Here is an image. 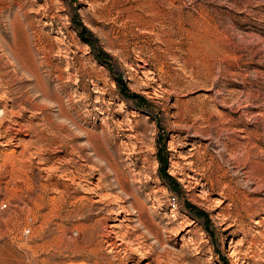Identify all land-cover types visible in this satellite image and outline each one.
<instances>
[{
  "label": "rangeland",
  "instance_id": "374dc122",
  "mask_svg": "<svg viewBox=\"0 0 264 264\" xmlns=\"http://www.w3.org/2000/svg\"><path fill=\"white\" fill-rule=\"evenodd\" d=\"M159 258L264 264V0H0V264Z\"/></svg>",
  "mask_w": 264,
  "mask_h": 264
},
{
  "label": "bare ground",
  "instance_id": "6f19581e",
  "mask_svg": "<svg viewBox=\"0 0 264 264\" xmlns=\"http://www.w3.org/2000/svg\"><path fill=\"white\" fill-rule=\"evenodd\" d=\"M138 217V216H137ZM137 223L139 224V225H142V224H144V223H142L141 222V219H140V216H139V218H137ZM114 227V226H113ZM115 228V227H114ZM146 230H148V233H150L151 235H152V233L153 232H149L150 231V229L149 228H147L146 227ZM148 233H146V235L148 234ZM138 238H139V236H138ZM137 240V239H136ZM154 240H155V238H154ZM157 241H159V240H157ZM156 240H155V242L156 243H158ZM121 243V242H120ZM132 243V242H131ZM141 243V242H140ZM124 244V243H123ZM136 244V243H135ZM137 244H138V242H137ZM113 246H115V245H113ZM132 246H135L134 244L132 245ZM132 246H130V254H131V256L132 255H137V256H139L140 258H142V257H145L144 255H147V254H149L148 253V251L147 252H144L143 253V251L141 252V248L140 247H132ZM119 249V248H118ZM128 250V249H127ZM127 252V251H126ZM124 255V254H123ZM164 255V254H163ZM166 256V255H165ZM128 257V256H127ZM162 257V256H161ZM154 264H161V260H160V258L158 259V260H155V262H153ZM147 264H149V263H147Z\"/></svg>",
  "mask_w": 264,
  "mask_h": 264
},
{
  "label": "trees",
  "instance_id": "16d2710c",
  "mask_svg": "<svg viewBox=\"0 0 264 264\" xmlns=\"http://www.w3.org/2000/svg\"><path fill=\"white\" fill-rule=\"evenodd\" d=\"M82 39H86L85 36L83 34H81ZM87 41V40H86ZM163 176L167 179H172V177L170 176V174H168L166 171L163 173Z\"/></svg>",
  "mask_w": 264,
  "mask_h": 264
},
{
  "label": "built area",
  "instance_id": "2783aa9c",
  "mask_svg": "<svg viewBox=\"0 0 264 264\" xmlns=\"http://www.w3.org/2000/svg\"><path fill=\"white\" fill-rule=\"evenodd\" d=\"M5 206V204H3Z\"/></svg>",
  "mask_w": 264,
  "mask_h": 264
}]
</instances>
